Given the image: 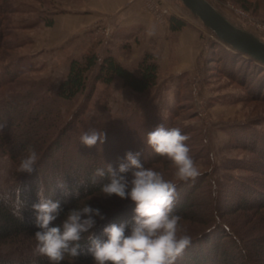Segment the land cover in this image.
Here are the masks:
<instances>
[{
  "label": "trees",
  "instance_id": "obj_1",
  "mask_svg": "<svg viewBox=\"0 0 264 264\" xmlns=\"http://www.w3.org/2000/svg\"><path fill=\"white\" fill-rule=\"evenodd\" d=\"M208 1L217 9L211 0ZM232 1L246 10L251 8L249 0ZM1 2L2 20H7L4 16L18 12L14 1V4L8 0ZM39 21L31 26L52 27L55 23L52 16ZM168 23L171 33H179L187 26L186 21L175 16H170ZM207 30L218 40L212 44L218 48L216 52L221 64H226L224 71L229 80H237L239 86H246L249 94L246 99L264 100V64L225 44L213 31ZM4 38L0 33V125L4 126L0 129V155L8 157L15 167L6 184L0 185V264H50L46 257L33 254L11 256L2 251L5 245L25 247L29 243L36 244L34 235L39 229L32 205L38 202L41 184L45 195L54 202L59 201L64 210L52 226L61 224L72 208L87 204L100 209L106 216L104 220L96 217L97 225L91 230L102 240L107 239L103 235L104 227L129 221L134 214V203L116 196L105 198L100 191V185L108 180L107 173L103 178L97 177V183H92L95 171L106 170L107 164L118 171L129 151L141 152V162L146 168H154L165 179L177 184L179 195L175 213L182 217V230L191 236V244L176 264H264V135L251 129L231 131L234 146L250 151L253 160L241 163L229 159L221 164V169L226 172L243 169L251 172V177L236 178L226 173L218 178L215 176L216 161L213 163L207 158L206 169L198 177L187 182L177 181L172 162L158 156L146 140L147 133L160 124L166 128L176 127L189 136L186 144L196 162L204 154L207 157L202 135L196 129L175 122L179 117L180 97L172 106L168 102L163 104L168 113L164 120L152 115L137 123L127 118L128 126L135 128L138 137H131L132 133L125 130L118 132L114 124H109L98 129L106 133L103 144L98 142L87 147L80 143L81 134L90 130L82 123V118L94 86L99 83L109 87L119 80L123 87L136 94L152 93L159 86L161 70L154 53L146 52L142 56L137 73L127 68L113 52L110 53L111 49L102 56L86 53L81 58H71L66 77L53 91L49 82L27 78L33 67L21 56H13L5 64L4 60L9 58L7 51L21 47V44H12ZM87 89L83 104L73 114L64 117L61 102L74 100ZM162 107L161 110L165 108ZM29 147L34 148L40 158L32 174L21 173L19 164L28 155ZM58 181H63L70 195L63 194ZM77 190L79 197L75 195ZM227 200L229 204L225 205ZM230 215L234 216L233 219ZM86 242L87 234L81 244ZM60 264H94V261L85 245L78 259L66 257Z\"/></svg>",
  "mask_w": 264,
  "mask_h": 264
},
{
  "label": "rangeland",
  "instance_id": "obj_2",
  "mask_svg": "<svg viewBox=\"0 0 264 264\" xmlns=\"http://www.w3.org/2000/svg\"><path fill=\"white\" fill-rule=\"evenodd\" d=\"M1 1L0 15L3 7ZM8 1L15 2L18 12L4 16L7 19L5 21L0 16V33L4 34V41L16 43L15 45L21 44V47L7 51L6 55L9 58L4 60L5 64H8L13 56H21L25 63L33 67V72L28 74L27 78L49 82L52 90L56 91L58 84L66 77L69 59L81 58L86 54L88 45L86 43L82 45L78 41L70 44L66 40L67 36L62 34L64 29L60 30L54 25L45 27L41 24L37 26H31V24L51 16L53 18L58 16V20L66 24L68 14H79L86 7L87 0ZM211 1L232 24L253 33L264 41V0H249L250 4L252 3L250 10L242 8L232 0ZM165 5L168 6V10L166 14H162V7ZM143 8L160 23H165L170 16L186 21L185 28L198 37L193 55L190 50H182L178 51L179 56L172 53L167 58L168 54H165L164 49L156 46V56L161 66L159 86L150 94L139 95L123 87L119 80L109 87L97 83L90 100L87 101V110L82 123L88 125L89 129H100L102 126L114 124L116 131L125 130L132 133L131 137H138L135 134V128L128 126L127 118H132L137 123L144 122L152 115L164 120L168 117V113L163 104L168 102L172 106L177 103V97H180L181 104L179 117L175 120L176 124L196 129L202 135V139L204 138L207 148L205 152L207 157L204 154L196 162L200 172L206 169L209 154L214 153L216 177L219 178L226 173H231L236 178L251 177L252 173L243 169L226 172L221 169V164L229 159L238 160L241 163L253 160L250 151L234 146L231 131L236 133L251 129L259 135H264V100L246 99L245 97L249 95L246 86L243 84L239 86L237 80H229L228 74L224 71L226 64H221L216 52L218 48H214L212 44L213 41L218 42V40L199 18L187 12L180 0H144ZM104 30L107 29L102 24L96 27L94 32L97 38L108 33L111 34L108 37L114 35L115 41L117 39L119 41L113 45L114 48L110 53L113 52L127 68L137 73V64L146 53L138 37L133 38L134 33L126 36L121 31L112 34L109 30L108 32ZM181 32L173 33V35L179 36ZM170 39H172L169 40L170 44L176 40L172 34ZM105 51L103 53L100 51L99 55L102 56ZM88 53L98 54L97 51L92 50ZM234 77L238 79V76ZM87 91L88 89L74 100L61 102L64 117L77 111L85 101ZM162 106L165 107L163 110H161ZM247 125L250 128H246ZM14 167L8 157L0 155V185L6 184ZM228 201L225 205L229 204ZM234 216L230 215V219ZM34 247L33 243L25 247L5 245L2 251L11 256L31 255Z\"/></svg>",
  "mask_w": 264,
  "mask_h": 264
},
{
  "label": "clouds",
  "instance_id": "obj_3",
  "mask_svg": "<svg viewBox=\"0 0 264 264\" xmlns=\"http://www.w3.org/2000/svg\"><path fill=\"white\" fill-rule=\"evenodd\" d=\"M153 34L149 32V35ZM3 127L0 125V129ZM105 140L106 133L95 128L80 136V143L87 147H93L98 142L103 144ZM188 140L189 136L182 134L179 128H166L164 124L147 133V145L158 156L172 162L177 181L187 182L200 175L199 166L186 144ZM27 151L28 155L21 159L18 171L32 174L40 157L32 147ZM141 155V152L129 151L119 164L118 171L107 164L106 170L97 169L92 177V183L95 184L97 177L103 178L107 173V182L100 185L104 197L116 196L121 200H130L135 205L129 221L104 227L106 240L91 232L97 225L95 218L104 220L106 216L89 204L72 208L61 224L52 226L64 210L59 201L54 202L45 195L41 184L38 202L32 205L35 224L39 229L34 235L36 244L33 255L46 257L50 264H60L66 257L78 259L87 245L94 264H176L191 244V236L182 230V217L175 213L179 195L177 184L165 179L154 168H146L141 162ZM209 159L214 163L215 154L211 153ZM57 184L65 196L71 194L63 181ZM75 195L79 197L78 190ZM85 234L87 242L82 245Z\"/></svg>",
  "mask_w": 264,
  "mask_h": 264
},
{
  "label": "crops",
  "instance_id": "obj_4",
  "mask_svg": "<svg viewBox=\"0 0 264 264\" xmlns=\"http://www.w3.org/2000/svg\"><path fill=\"white\" fill-rule=\"evenodd\" d=\"M143 1L87 0L86 7L79 14H68L66 24L62 20L59 21L58 16H56L54 18V27L60 30L64 29L62 34L67 36L66 40L70 44L73 41L81 42L82 45L86 43L88 45V50L85 51L86 53L91 50L93 52L97 51L98 54L100 51H102L100 53H103L107 48L113 49V45L119 41L118 39L115 41L114 35L108 37L111 36L110 33L103 35L101 38H97L94 31L96 27L102 24L107 29L104 31L108 32L109 30L112 34L121 31L127 36L130 33H134L133 38L138 37V40L141 41V46L145 49L144 52H149L147 50H150L157 55L155 51L157 50L156 46H160L161 49H164L165 54H168L167 58L172 53L179 56L178 51L182 50H190L191 55H193L198 37L192 34V31L187 28L179 36L173 35L169 30L168 20L165 23H160L151 13L145 12ZM167 10L168 6H163L162 14H166ZM149 32H153L154 34L149 35ZM171 34L176 39L172 44L169 43V40H172L170 39ZM191 55L189 54V59Z\"/></svg>",
  "mask_w": 264,
  "mask_h": 264
},
{
  "label": "water",
  "instance_id": "obj_5",
  "mask_svg": "<svg viewBox=\"0 0 264 264\" xmlns=\"http://www.w3.org/2000/svg\"><path fill=\"white\" fill-rule=\"evenodd\" d=\"M204 26L232 48L264 64V41L232 24L208 0H180Z\"/></svg>",
  "mask_w": 264,
  "mask_h": 264
},
{
  "label": "built area",
  "instance_id": "obj_6",
  "mask_svg": "<svg viewBox=\"0 0 264 264\" xmlns=\"http://www.w3.org/2000/svg\"><path fill=\"white\" fill-rule=\"evenodd\" d=\"M232 7V6H231Z\"/></svg>",
  "mask_w": 264,
  "mask_h": 264
}]
</instances>
